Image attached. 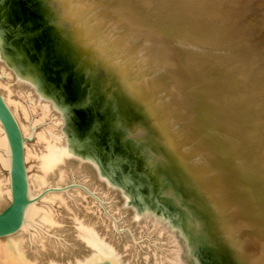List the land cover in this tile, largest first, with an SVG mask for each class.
<instances>
[{"label":"bare ground","instance_id":"obj_1","mask_svg":"<svg viewBox=\"0 0 264 264\" xmlns=\"http://www.w3.org/2000/svg\"><path fill=\"white\" fill-rule=\"evenodd\" d=\"M39 1L50 29L41 31L66 49L72 81L86 94L79 103L63 93L62 109L82 104V122H93L86 136L129 161L142 194L181 213L192 249L209 264H264V0ZM11 80L1 67L0 93L23 136L25 163L45 176L70 156L61 122L50 118L39 130L51 105L34 108L30 93L27 105L15 101ZM9 165L0 121V196L10 197ZM30 179L39 178L27 174L28 187ZM32 201L19 230L29 227ZM76 234L89 253L75 264H121L92 229L77 223ZM5 236L0 264H29Z\"/></svg>","mask_w":264,"mask_h":264},{"label":"rangeland","instance_id":"obj_2","mask_svg":"<svg viewBox=\"0 0 264 264\" xmlns=\"http://www.w3.org/2000/svg\"><path fill=\"white\" fill-rule=\"evenodd\" d=\"M34 1L0 0V70L4 67L12 76V99L27 105L30 93L34 108L38 109V103L51 105L49 118L37 126L41 130L50 118L60 121L70 156L45 176L35 161L26 160L28 176L39 178L29 181L34 207L29 227L1 239L13 238L29 264H75L89 253L77 238L76 226L81 223L115 251L121 264H209L202 249H192V234L181 213L142 194L144 184L132 177L129 161L118 153L104 152L93 132L94 139L86 136L93 122L86 124L75 112L62 109L65 92L59 86L72 69L60 73L62 65L55 63L69 64L68 53L60 44L50 43L58 42L57 38L41 31L47 21L35 18ZM37 113L33 112L34 119H39ZM33 141L28 139L30 147L41 152L42 144ZM0 176H6L4 168ZM4 195L0 210L9 201ZM40 214H51V221H41Z\"/></svg>","mask_w":264,"mask_h":264},{"label":"water","instance_id":"obj_3","mask_svg":"<svg viewBox=\"0 0 264 264\" xmlns=\"http://www.w3.org/2000/svg\"><path fill=\"white\" fill-rule=\"evenodd\" d=\"M37 4V8L40 6V1H34ZM39 11V10H38ZM43 11V10H42ZM45 9L43 12L37 14V19L39 21H47L49 17H45ZM47 31L50 30L46 26H43ZM55 38V37H54ZM55 63V62H54ZM60 73L62 71L70 72V76L61 79L62 85L59 87L65 92V96L68 97L69 101L75 102L78 100L82 103L84 96L86 95L84 87L77 82V86L74 85L72 81L75 77L74 64L69 62V64L64 65L61 63ZM79 86L82 89H79ZM81 93V94H80ZM78 107H74V112L82 116L87 115L82 104H78ZM83 112V113H81ZM82 118V117H81ZM0 121L3 126L4 132L6 134L9 149H10V165H9V188L10 197L8 203L0 210V236H5L18 231L24 221V214L27 204L31 200L29 197V187L27 181V171L25 167L24 152H23V136L21 134L20 128L17 124L15 117L13 116L11 110L7 106L2 94L0 93ZM169 208H172L167 202L162 201Z\"/></svg>","mask_w":264,"mask_h":264}]
</instances>
